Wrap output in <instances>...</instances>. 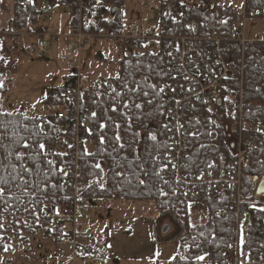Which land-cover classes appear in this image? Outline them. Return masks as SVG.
<instances>
[{
  "label": "trees",
  "instance_id": "trees-1",
  "mask_svg": "<svg viewBox=\"0 0 264 264\" xmlns=\"http://www.w3.org/2000/svg\"><path fill=\"white\" fill-rule=\"evenodd\" d=\"M3 1L0 14L7 10ZM13 1L11 22L17 31H31L39 24L38 16L23 14L18 7L22 0ZM42 1L51 7H65L67 10L62 12L70 15L71 33L83 27L91 39L106 33L123 34L129 26L125 27L121 14L126 0ZM154 4L158 14V29L154 30L162 39L157 44L158 54L144 51L146 44L136 42L141 51L122 52L114 63L115 77L101 78L97 83L87 81L80 93L79 106L86 114L88 128L83 132L86 142L81 146L76 185L63 173L64 168L74 165L73 159L54 149L58 135L54 112L75 104L67 100L68 86L62 85L46 97L44 113H29L26 108L3 110L10 81L0 73V253L12 254L14 247L21 250L37 239L57 243L62 229L49 210L66 203L77 192L93 201L153 203L159 213L169 215L181 227L173 264H225L235 222L227 197L193 198L162 190L159 160L167 146V130L160 88L172 78L171 57L165 53L168 40L193 36V22L198 23L200 36H225L240 14L213 0L193 5L184 0H154ZM244 5L250 12L264 6V0H246ZM113 9L117 10L114 15ZM85 12L94 22L82 24ZM36 30L44 29L39 25ZM98 58L107 62L101 53ZM243 61L242 88L239 79L228 81L221 104L197 107L188 129L193 146L192 173L209 166L229 168L242 150L241 194L247 203L241 215L249 218L242 247L246 250L264 248V195H254L264 180V40L250 41L244 48ZM76 82L75 78V87ZM240 116L251 131L243 129L239 144L235 121ZM195 204H203L207 213L201 214L200 223L191 224L190 212ZM10 263L6 260L4 264Z\"/></svg>",
  "mask_w": 264,
  "mask_h": 264
},
{
  "label": "built area",
  "instance_id": "built-area-1",
  "mask_svg": "<svg viewBox=\"0 0 264 264\" xmlns=\"http://www.w3.org/2000/svg\"><path fill=\"white\" fill-rule=\"evenodd\" d=\"M18 7L23 14L43 17L49 15L48 9L40 10L27 1H20ZM262 12L264 6L259 5L250 12L245 11L243 7L241 16L225 36H200L197 33L199 25L193 22L191 26L195 28L196 33L193 36L168 40L169 46L165 52L171 57L169 71L172 78L160 88L163 89L160 94L165 100L167 130V146L159 160L162 190L165 194L193 198L208 195H216L218 198L222 195L227 197V205L234 212L235 222L233 237L225 253V264H241L247 258H250L253 264H264V250H243L240 246L241 208L247 203L241 194L242 150L238 151L237 161H234L229 168L209 166L198 173H192L190 155L193 146L188 128L194 118L195 109L212 106L221 100L228 87V81L239 79L242 88L243 54L245 46L249 43L245 35L246 19L257 17ZM81 20L82 24L94 22V18L87 12L82 13ZM14 31V24L11 22L7 30L0 29V37L18 36ZM49 36L50 30L43 32L36 44L24 47L23 52L28 56L45 57L48 53ZM100 38L111 44H120L123 53L130 50L141 51L136 47V42H144L145 51L152 54H158L160 50L157 44L162 40L154 29L140 28L134 24H129L123 34L106 33ZM90 40L91 36L84 33L81 27L67 37L66 47L69 53L62 55L61 60L72 68L71 70L76 71L68 74L64 79L70 91L66 95L67 100L75 101V104L62 106L54 113L58 123L54 149L73 159L74 165L64 168L63 173L65 177H70L69 182L75 185L78 183L81 146L85 142L83 132L88 128L86 114L79 106L80 93L85 86L80 75L81 56L83 50L90 45ZM75 78L76 87L73 84ZM238 120L240 144L243 129L251 131V128L243 124L241 116ZM92 206L93 202L89 197L79 196L75 192L66 203L51 207L49 214L53 220L60 223L62 236L54 245L53 254L46 258L47 264H85V260L95 254V247L88 243L94 237L92 231L88 229L83 231L80 228L82 219L91 218ZM199 206L200 210L205 212L204 205Z\"/></svg>",
  "mask_w": 264,
  "mask_h": 264
},
{
  "label": "rangeland",
  "instance_id": "rangeland-1",
  "mask_svg": "<svg viewBox=\"0 0 264 264\" xmlns=\"http://www.w3.org/2000/svg\"><path fill=\"white\" fill-rule=\"evenodd\" d=\"M9 1L12 0L3 1L6 7ZM201 1L206 0H184L187 5L198 4ZM213 2L232 7L242 13L243 0H213ZM32 4L40 9L47 7L50 10L46 18L41 17L39 20V25L43 29L50 30V36L47 38L49 51L45 57L37 58L27 56L23 50L19 49L12 53L11 60L17 63L12 67L11 64L9 65L10 71L3 73V63L1 64L0 73L5 78L10 75L7 79L11 78L10 89L2 101L3 110L14 111L26 108L29 113H44L45 98L63 85L64 76L72 69L61 60L63 54L69 53L66 44L67 37L71 33V18L69 14L62 12L67 9L51 7L42 0H33ZM146 4L148 6H145ZM154 6V0H126L121 10L125 27L134 24L140 28L157 30L158 14ZM246 24L248 37L256 41L264 40V15L256 18L249 17L246 19ZM24 32L25 30H22V34ZM39 32L35 26L28 31L30 37L36 36V38ZM13 37L15 36L10 35L7 38L12 42L15 40ZM36 38L21 44L23 47L35 44ZM14 46L15 50L18 45ZM110 49H113V54ZM99 53L106 58V63L99 60ZM121 56L120 44H111L97 37L92 38L90 45L82 52L83 78L91 83H97L101 78L115 77L117 67L114 63ZM235 122L239 131L240 122L238 119ZM261 205H264V202ZM199 210L200 207H191V224L202 221ZM91 214V218L82 219L80 225L83 226V231L86 229L92 231L95 237L93 245L98 252L105 255L106 264H173L177 240L182 233L181 227L178 222L169 218V215L159 213L153 203L94 200ZM248 228L249 218L246 216L240 224L241 247L246 243ZM54 244L49 240L37 239L22 247L21 250L14 247L12 254L0 253V264H4L6 260L12 261L10 264H47L46 258L53 254ZM90 262L100 264L93 260ZM241 264H252V261L247 258Z\"/></svg>",
  "mask_w": 264,
  "mask_h": 264
},
{
  "label": "crops",
  "instance_id": "crops-1",
  "mask_svg": "<svg viewBox=\"0 0 264 264\" xmlns=\"http://www.w3.org/2000/svg\"><path fill=\"white\" fill-rule=\"evenodd\" d=\"M13 3H14L13 0L11 2L9 1V3L7 5V10L5 12H2L0 14V28L6 29L8 27V24L11 21L10 20V17H11V13H12V8L14 6ZM38 26H39V24L36 25L35 27L37 28ZM24 33L29 34L27 32V30H25ZM27 34L26 35H19V37H14L13 39H15V40H13L12 42L10 41L11 39L8 40V38H6V37H2L0 39V64L3 63L2 64V71H3V73L10 71V69H9V65L10 64H11L10 66L12 67L13 65H15L17 63V62H14V61L11 60V56H12L13 51H16V50H19V49L22 50L23 46H22L21 43H23V42H29V40H34L36 38V36L35 37H30V34L29 35H27ZM245 35H246V39L248 40V42L255 40V39H252V37H248L247 36V28H246ZM32 38H34V39H32ZM55 41H57V40H55ZM14 45H18V47L15 50H14V47H15ZM110 52H111V54H113V50L112 49L110 50ZM10 80H11V78H9V81ZM85 81L87 82L88 80H85ZM52 92H54V91H52ZM80 228L82 229L81 226H80ZM94 241H92V242L89 241L88 243L93 245ZM105 258H106L105 255L102 252L99 251L93 257L86 259L85 260V264H91L90 261H92V260L93 261H96V262H100V264H106V261L107 260Z\"/></svg>",
  "mask_w": 264,
  "mask_h": 264
},
{
  "label": "water",
  "instance_id": "water-1",
  "mask_svg": "<svg viewBox=\"0 0 264 264\" xmlns=\"http://www.w3.org/2000/svg\"><path fill=\"white\" fill-rule=\"evenodd\" d=\"M111 12H112V14L114 15V14L117 12V10H116V9H113ZM217 104L220 105L221 102L218 101ZM261 189H264V180L261 181V182L259 183V185L257 186L256 191H255V194H254L255 197L259 198V197H261V196L264 195V191H261Z\"/></svg>",
  "mask_w": 264,
  "mask_h": 264
},
{
  "label": "snow or ice",
  "instance_id": "snow-or-ice-1",
  "mask_svg": "<svg viewBox=\"0 0 264 264\" xmlns=\"http://www.w3.org/2000/svg\"><path fill=\"white\" fill-rule=\"evenodd\" d=\"M160 91H163V89H161ZM93 115H95V113H93ZM151 138H152L153 140L156 139L155 136H152ZM101 143H103V138H101ZM40 147H41V148H44V145L41 144ZM97 167H99V165H97ZM0 191H2V189H0ZM261 191H264V189H261ZM262 211H264V209H262ZM5 250H7V249H5ZM199 259H203V257H199Z\"/></svg>",
  "mask_w": 264,
  "mask_h": 264
},
{
  "label": "bare ground",
  "instance_id": "bare-ground-1",
  "mask_svg": "<svg viewBox=\"0 0 264 264\" xmlns=\"http://www.w3.org/2000/svg\"><path fill=\"white\" fill-rule=\"evenodd\" d=\"M247 2H248V3H247ZM247 2H246V4L252 3V2H249V1H247ZM255 2H256V0H255ZM253 3H254V2H253ZM256 5H257V4H256ZM256 5H254V6H256ZM246 6H247V5H246ZM254 6H253V8H254ZM242 8H243V7H242ZM251 9H252V8H251ZM248 10H249V9H248ZM249 11H250V10H249ZM239 14H240V16H241V13H239ZM263 14H264V12H263ZM261 15H262V14H260V16H261ZM260 16H259V17H260ZM238 17H239V16H238ZM250 18H251V17H250ZM255 18H256V17H255ZM236 20H237V19H236ZM82 28H83V27H82ZM82 28H81V29H82ZM193 29H194V28H193ZM198 31H199V30H198ZM194 33H195V32H194ZM110 34H111V33H110ZM114 35H115V34H114ZM142 44H143V43H142ZM144 44H146V43H144ZM136 46H137V44H136ZM143 50H144V49H143ZM144 51H145V50H144ZM217 106H218V105H217Z\"/></svg>",
  "mask_w": 264,
  "mask_h": 264
}]
</instances>
